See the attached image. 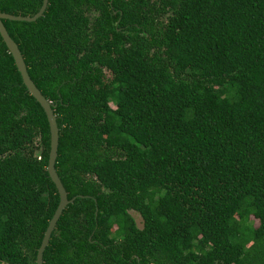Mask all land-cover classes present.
<instances>
[{
    "label": "trees",
    "instance_id": "1",
    "mask_svg": "<svg viewBox=\"0 0 264 264\" xmlns=\"http://www.w3.org/2000/svg\"><path fill=\"white\" fill-rule=\"evenodd\" d=\"M3 23L75 198L44 264H264V0H49ZM49 151L0 35V264H36L60 202Z\"/></svg>",
    "mask_w": 264,
    "mask_h": 264
},
{
    "label": "water",
    "instance_id": "2",
    "mask_svg": "<svg viewBox=\"0 0 264 264\" xmlns=\"http://www.w3.org/2000/svg\"><path fill=\"white\" fill-rule=\"evenodd\" d=\"M49 0H43V4L37 14L34 16H16L11 15L7 13H1L0 12V35L2 39L4 40L9 53L12 55L14 62L16 64V67L21 74L23 84L26 86L28 92L35 98V100L41 105L43 108L50 128V151H49V159H48V166L47 171L48 174L55 184L60 202L58 204V207L51 218L49 225L44 233L41 245L38 249L37 255H36V264H44V252L46 247L49 245L50 238L52 235V232L55 230V227L57 225V222L59 218L61 217L64 209L72 203L75 198H72L71 200L68 198L67 191L57 173L56 170V160L58 157V146H59V127L57 124V118L54 113L53 105L52 103L45 98V96L41 93L39 88L35 85L33 80L30 78L27 66L25 64L24 58L22 56V53L19 49V46L17 43L11 38L9 35L3 20H13V21H27V22H33L40 18L43 13L45 12Z\"/></svg>",
    "mask_w": 264,
    "mask_h": 264
},
{
    "label": "rangeland",
    "instance_id": "3",
    "mask_svg": "<svg viewBox=\"0 0 264 264\" xmlns=\"http://www.w3.org/2000/svg\"><path fill=\"white\" fill-rule=\"evenodd\" d=\"M131 214L133 215V217L136 219V222L138 224V226H142V220H141V217L138 213H135V212H131Z\"/></svg>",
    "mask_w": 264,
    "mask_h": 264
}]
</instances>
